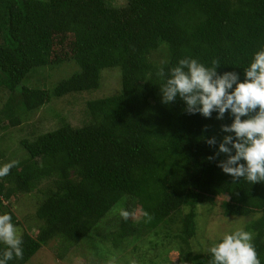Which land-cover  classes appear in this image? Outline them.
Wrapping results in <instances>:
<instances>
[{
  "label": "trees",
  "instance_id": "obj_1",
  "mask_svg": "<svg viewBox=\"0 0 264 264\" xmlns=\"http://www.w3.org/2000/svg\"><path fill=\"white\" fill-rule=\"evenodd\" d=\"M262 47L264 0H125L119 8L104 0H0V89L16 95L0 106V129L2 120L19 126V114L39 110L55 124L46 131L36 127L32 139L19 138L24 158L0 152L5 163L19 161L0 178V214H10L21 230L24 250L23 259L8 264H26L50 242L57 243L53 263L68 262V250L122 201L130 202V213L147 212L151 220L141 214L134 222L132 216L120 220L109 234L111 246L144 231L152 234L153 247L173 242L178 264H211V254L194 252L191 240L196 206H212L219 196L226 197L219 204L223 216L247 218L243 228L254 234L264 264V182L233 180L218 167L227 159L218 154L219 144L234 136L221 130L233 121L230 110L223 119L215 111L189 114L179 96L163 103L160 90L184 58L205 67L216 59L217 74L235 72L243 82ZM66 62L76 71L58 72L52 84H24L36 68ZM161 68L164 78L157 75ZM112 70L117 90L84 100L80 125H71L59 103L100 91L101 73ZM213 137L216 144L209 145ZM33 192L41 198L24 218L27 229H20L2 203ZM5 248L0 243V254Z\"/></svg>",
  "mask_w": 264,
  "mask_h": 264
},
{
  "label": "clouds",
  "instance_id": "obj_2",
  "mask_svg": "<svg viewBox=\"0 0 264 264\" xmlns=\"http://www.w3.org/2000/svg\"><path fill=\"white\" fill-rule=\"evenodd\" d=\"M211 65L205 67L190 58L179 60L160 87L162 102H174L179 96L189 114L210 117L215 111L217 119H223L225 112L230 110L233 121L230 125H222L221 130L234 133V136H224L219 144L218 154H227V159L219 162L218 167L233 180L244 178L250 184L264 182V47L254 54L244 70L243 82H239L235 72L217 74L218 60L213 59ZM157 75L165 77L163 68ZM241 117L248 118L242 120ZM206 142L214 145L216 139L213 137ZM18 164V160L5 163L0 167V178L7 176ZM140 214L147 221L151 220L149 213L141 211ZM119 215L127 220L135 213L120 209ZM11 221L10 214H0V243L6 245L0 254V264H8L14 258L23 259L22 233ZM253 239L254 234L243 227L222 234L207 249L212 256L211 264H261Z\"/></svg>",
  "mask_w": 264,
  "mask_h": 264
},
{
  "label": "rangeland",
  "instance_id": "obj_3",
  "mask_svg": "<svg viewBox=\"0 0 264 264\" xmlns=\"http://www.w3.org/2000/svg\"><path fill=\"white\" fill-rule=\"evenodd\" d=\"M104 3L108 7L119 8L125 4V0H104ZM155 55L153 54V57ZM74 71H76V67H74L72 62H66L63 66H56L52 69L36 68V71H33L31 76H28L24 80L25 82H23L25 85H29L30 81L36 80L35 84L39 86L41 82L52 84L54 81L59 80L57 76L58 72L61 76H64ZM106 72L101 73L102 89L100 91L79 94L73 96L72 99H66L65 102L59 103L58 109H60L62 115L66 117V120L71 125H80L83 119L80 110L84 100L108 95L117 90L118 81L116 72L113 70ZM23 82L19 84V88ZM7 93L8 91L0 89V106L7 96L10 98L16 97L15 94L10 93L9 95ZM43 111L39 110V112L33 115L19 114L22 123L15 127H10L6 120H2L1 126L3 128L0 129V152H4V157L8 158L10 154L12 157L16 155L15 158H20V156L24 158V152L17 145L19 138L32 139L37 133L36 127L39 129L42 127L43 131L54 128V120L48 117L43 118L45 116ZM4 164L3 158H0V166L2 167ZM38 195L33 192L29 196H23L20 201L15 197L14 199L11 198L8 202L4 201L2 203V205L6 204L8 210L12 211L15 221L20 223V229H27L29 226L30 223H26L24 218H28L31 215L30 213L33 212ZM224 198L226 197L219 196L215 198L212 206H196L195 232L191 240V247L194 252L196 250L208 251L207 249L216 240L220 239L222 234L230 233L237 227H243L244 223L248 221L247 218L241 219L223 216L220 212L219 204ZM129 204V201H122L113 206L100 220V223L96 225L90 236L68 250L66 253L68 262L63 264H178L179 253L172 248L174 246L173 242H168L169 245H163L161 246L162 248L153 247L150 243L154 241L152 234L144 233V231L139 232L137 235L126 236L117 248L110 245L109 234L116 229L117 223L123 220L119 215V211L120 209L126 210ZM139 219V212L130 218L133 222ZM171 230L174 233L175 229L173 226ZM168 246L171 248L168 249ZM55 248H57V243L50 242L49 245L41 247L26 264H54ZM162 254L165 255L167 262L163 261ZM181 263L180 261L179 264Z\"/></svg>",
  "mask_w": 264,
  "mask_h": 264
}]
</instances>
